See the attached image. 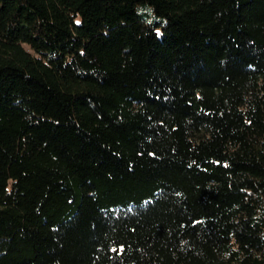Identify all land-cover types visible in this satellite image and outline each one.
<instances>
[{"label":"trees","instance_id":"obj_1","mask_svg":"<svg viewBox=\"0 0 264 264\" xmlns=\"http://www.w3.org/2000/svg\"><path fill=\"white\" fill-rule=\"evenodd\" d=\"M0 264H264V0H0Z\"/></svg>","mask_w":264,"mask_h":264}]
</instances>
